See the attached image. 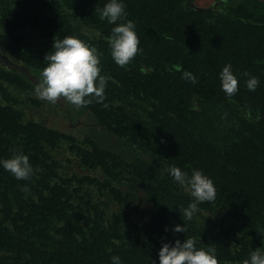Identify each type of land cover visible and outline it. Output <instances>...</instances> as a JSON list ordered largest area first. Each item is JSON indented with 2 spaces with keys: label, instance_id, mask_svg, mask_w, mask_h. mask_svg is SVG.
I'll list each match as a JSON object with an SVG mask.
<instances>
[{
  "label": "trees",
  "instance_id": "trees-1",
  "mask_svg": "<svg viewBox=\"0 0 264 264\" xmlns=\"http://www.w3.org/2000/svg\"><path fill=\"white\" fill-rule=\"evenodd\" d=\"M186 1L119 0L126 16L109 24L96 10L109 0H0V52L38 83L65 36L95 47L109 77L103 103L65 101L91 118L75 135L30 116L44 107L37 85L0 64V161L22 153L33 168L17 180L0 164V264H159L163 243L187 238L215 249L219 264L264 253V0H227L215 12ZM128 21L140 52L121 68L107 38ZM226 65L239 82L231 97ZM171 167L215 185L191 221L182 209L194 198Z\"/></svg>",
  "mask_w": 264,
  "mask_h": 264
},
{
  "label": "clouds",
  "instance_id": "clouds-1",
  "mask_svg": "<svg viewBox=\"0 0 264 264\" xmlns=\"http://www.w3.org/2000/svg\"><path fill=\"white\" fill-rule=\"evenodd\" d=\"M96 10L100 13V19L107 20L109 24H117V21L126 16L125 6L119 0H109L102 8ZM134 28L132 21L120 23L112 28L107 38L111 57L121 68L130 64L140 52V41ZM45 60L47 66L42 70V82L35 87V94L39 99L52 104L64 100L77 108L93 102L103 103L109 77L101 75L100 54L95 47L75 36L54 38L52 51L46 54ZM243 75L249 76L247 72ZM189 79L193 84L197 82L194 77L190 76ZM220 81L226 96L231 97L238 92L239 82L232 72L231 65L223 67ZM258 85L259 80L256 77L246 80L249 91H255ZM103 106L107 107L106 104ZM0 164L17 180H28L33 173L28 156L22 153H14L11 158L0 161ZM169 171L175 182L183 186L194 198L187 208L182 209L184 218L191 221L199 211L200 203L215 200V185L199 170H194L191 176L178 167H171ZM22 190L28 191V188L25 186ZM172 230L174 233H184L186 227L176 225ZM196 243L195 238H187L183 242L176 240L171 245L163 243L158 253L159 264H219L215 249H197ZM111 259L112 264H121L119 257L114 256ZM242 264H264V253L260 248L252 251L250 258L243 260Z\"/></svg>",
  "mask_w": 264,
  "mask_h": 264
},
{
  "label": "rangeland",
  "instance_id": "rangeland-1",
  "mask_svg": "<svg viewBox=\"0 0 264 264\" xmlns=\"http://www.w3.org/2000/svg\"><path fill=\"white\" fill-rule=\"evenodd\" d=\"M207 3V0H196V4L198 6L205 7ZM60 102L61 104L58 102L56 104H52L44 101L43 109L31 111L29 115L39 122H43L48 126L50 125L61 130H66V128L68 127L67 129L69 131L74 130L72 131V133H74L75 135H80L82 131L87 132L90 130L87 127L91 126V118L87 113L83 112L80 113L79 116H74L73 111H71L69 107H63L65 101L61 100ZM107 138L111 139L113 142L115 140L111 136ZM71 168H74L79 173L83 172L82 169L78 168L76 161L71 165Z\"/></svg>",
  "mask_w": 264,
  "mask_h": 264
},
{
  "label": "water",
  "instance_id": "water-1",
  "mask_svg": "<svg viewBox=\"0 0 264 264\" xmlns=\"http://www.w3.org/2000/svg\"><path fill=\"white\" fill-rule=\"evenodd\" d=\"M187 5L190 6L191 8L195 9V10H206V11H210V7H202V6H198L192 2H190L189 0L186 1ZM0 64L3 65L5 68L9 69V70H16L19 71L21 73H24L28 76V78L35 83L36 85H38V80L35 76H33L27 67L23 66V65H19L16 63L11 62L4 54H2L0 52ZM58 103L61 104L60 101H58Z\"/></svg>",
  "mask_w": 264,
  "mask_h": 264
},
{
  "label": "flooded vegetation",
  "instance_id": "flooded-vegetation-1",
  "mask_svg": "<svg viewBox=\"0 0 264 264\" xmlns=\"http://www.w3.org/2000/svg\"><path fill=\"white\" fill-rule=\"evenodd\" d=\"M227 0H207V5L205 7H210V10L214 12L220 7V4Z\"/></svg>",
  "mask_w": 264,
  "mask_h": 264
}]
</instances>
